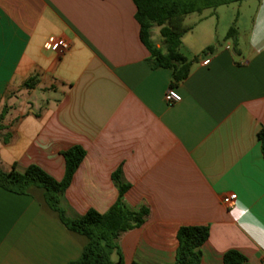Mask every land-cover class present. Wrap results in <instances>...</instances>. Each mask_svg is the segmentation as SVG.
I'll return each instance as SVG.
<instances>
[{
	"label": "crops",
	"instance_id": "obj_1",
	"mask_svg": "<svg viewBox=\"0 0 264 264\" xmlns=\"http://www.w3.org/2000/svg\"><path fill=\"white\" fill-rule=\"evenodd\" d=\"M136 11L133 0H0V168L36 165L62 181V152L80 146L61 200L68 218L107 213L120 199L116 172L130 186L122 203L149 212L117 240L124 264H176L182 226L210 228L200 264H224L230 250L264 264V0L199 15L180 47L190 73L176 85L149 62ZM233 25L237 46L226 40ZM51 38L69 50H46ZM170 89L181 102H166ZM88 242L44 189L0 188V264H70Z\"/></svg>",
	"mask_w": 264,
	"mask_h": 264
},
{
	"label": "trees",
	"instance_id": "obj_2",
	"mask_svg": "<svg viewBox=\"0 0 264 264\" xmlns=\"http://www.w3.org/2000/svg\"><path fill=\"white\" fill-rule=\"evenodd\" d=\"M245 1L249 0H133L141 39L151 55L149 62L154 68L172 70L174 85L185 80L190 73L191 62L180 52V47L184 35L193 28L185 24L186 18L193 14L201 16L208 10L215 11L219 7ZM157 27L160 28L164 44L160 47L152 39V32ZM238 36L239 33L233 25L226 35V40H233L237 46ZM34 82V79H30L24 86L31 89ZM6 113L7 109L4 108L0 114V130ZM258 138L264 158V126L259 131ZM62 155L66 162V172L62 181L55 180L36 165L28 167L24 172L18 171L14 166L9 172H4L0 168V188L18 195H26L33 187L45 190L47 205L59 214L64 226L89 240L81 257L70 264H124L117 240L122 233L143 226L149 214L148 210L143 208L134 212L122 203L121 198L130 186L123 182L121 173L116 172L113 179L118 186L120 199L107 213L100 214L90 210L83 217L68 218L61 207V200L83 162L86 152L82 147L75 146L62 152ZM209 237L208 226L180 227L177 233L179 246L176 264H200L201 247ZM114 254L118 255L117 261L113 260ZM224 264H248V260L238 251L230 250L224 256Z\"/></svg>",
	"mask_w": 264,
	"mask_h": 264
},
{
	"label": "built area",
	"instance_id": "obj_3",
	"mask_svg": "<svg viewBox=\"0 0 264 264\" xmlns=\"http://www.w3.org/2000/svg\"><path fill=\"white\" fill-rule=\"evenodd\" d=\"M70 44L63 38H51L46 44L45 49L52 52H60L65 53L69 50ZM210 60H206L203 62V65L207 66L209 65ZM166 102L170 105L179 103L182 101L181 95L175 90L170 89L166 96H165ZM237 195L235 193L226 195L223 198V203L228 209H233L236 206L237 203Z\"/></svg>",
	"mask_w": 264,
	"mask_h": 264
},
{
	"label": "rangeland",
	"instance_id": "obj_4",
	"mask_svg": "<svg viewBox=\"0 0 264 264\" xmlns=\"http://www.w3.org/2000/svg\"><path fill=\"white\" fill-rule=\"evenodd\" d=\"M210 11H213V10H210ZM206 12H208V11H206ZM198 16H199L198 14H193V15L188 16L186 18L185 24L190 25V24L194 23L197 20ZM213 21L216 22L217 20H213ZM155 31H156V34H154L155 43L163 46L164 44H163V39H162V37L160 35V28H158V27L155 28ZM221 41L223 42V39H221Z\"/></svg>",
	"mask_w": 264,
	"mask_h": 264
}]
</instances>
